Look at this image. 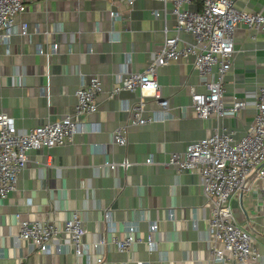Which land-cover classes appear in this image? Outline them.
Wrapping results in <instances>:
<instances>
[{"label": "crops", "instance_id": "crops-1", "mask_svg": "<svg viewBox=\"0 0 264 264\" xmlns=\"http://www.w3.org/2000/svg\"><path fill=\"white\" fill-rule=\"evenodd\" d=\"M235 3L245 11H264V0ZM187 8L199 10L201 2ZM115 9L122 11L120 18L110 15ZM24 22L27 34L21 33ZM176 23L172 2L162 0H135L132 6L125 0H32L16 16L10 44L0 41V110L14 117L19 131L73 114L76 90L90 76H101L103 89L97 95L98 110L84 116L75 141L31 149L17 188L0 197V264H225L212 260L208 252L210 206L199 174L179 173L165 162L170 153L185 150L190 142L216 128L226 127L237 137L245 134L254 120L257 94L264 82V30L240 24L235 32L236 52L225 76V102L231 104L234 97L245 99L240 112L221 119L197 116L191 91L207 92L205 82L217 77V66L206 77L190 59L174 60L158 70L161 92L171 98L174 116L132 124L128 142L118 144L114 130L131 118L124 106L135 102L141 92L122 89L110 97L108 90L127 72L145 70L166 34H174ZM181 35L192 40L188 33ZM53 42L59 50L50 57L38 52L39 44L47 48ZM48 83L50 101L45 92ZM149 114L148 108L144 115ZM150 157L153 162L148 163ZM125 160L130 164H118ZM230 203L238 224L251 229L254 247L264 254V194L256 173ZM108 209L111 221L106 217ZM75 211L87 229L88 250L82 256L70 244L59 249L62 240L58 237L47 252L17 238L18 213L62 226ZM127 222H133L136 234L144 238L128 252L112 241L114 236L126 235ZM151 222L158 223L152 233L157 242L154 250L145 242ZM102 236L106 244L94 247ZM101 253L105 260L97 263Z\"/></svg>", "mask_w": 264, "mask_h": 264}, {"label": "built area", "instance_id": "built-area-1", "mask_svg": "<svg viewBox=\"0 0 264 264\" xmlns=\"http://www.w3.org/2000/svg\"><path fill=\"white\" fill-rule=\"evenodd\" d=\"M32 0H0V41L9 45L15 18L28 8ZM116 1V0H112ZM132 6L135 0H125ZM172 2V12L177 23L172 35L166 34L153 59L141 72L129 71L109 90V96L115 97L122 89L140 91L139 98L127 103L124 110L130 113V121L120 124L114 130V142L125 145L128 142V127L132 124H147L171 119L173 104L170 97L163 96L158 80L159 67L174 60L187 59L203 76L213 75L205 84L207 92L191 91V106L197 116L203 119H221L235 115L246 106V100L234 97L231 104H226L225 76L230 71L235 57V32L240 24L264 30V11H245L236 6V0H162ZM200 1L201 8L192 10L187 6ZM160 12L155 10V15ZM110 15L120 18L122 11L115 9ZM188 33L192 40H185L182 33ZM22 34L28 33V24L24 22ZM59 50V44L53 42L45 48L38 45V52L50 57ZM103 89V80L99 75L90 76L89 80L76 90L77 104L73 114H64L59 119L50 120L26 131H19L14 117L7 110H0V197L17 188L19 174L30 160L29 151L43 147L64 145L75 141V135L82 130L83 118L98 110L97 95ZM50 101V84L45 86ZM155 104H158L155 106ZM150 110L145 116L144 112ZM148 163L153 158L147 159ZM111 167L116 162H106ZM49 164V161H47ZM127 166V160L118 163ZM165 165L177 172L191 171L199 174L201 186L210 206L209 253L212 260L225 264H264V254L253 245L254 235L251 229L240 226L234 214L230 199L240 193L248 184L249 177L256 173L261 181L264 194V82L261 84L253 122L244 135L237 137L235 132L224 127L216 128L212 133L190 142L183 151L170 153ZM172 215V213H171ZM18 235L20 240L31 241L42 252L52 247L54 237L60 238L57 245L64 249L72 245L77 256L88 250L84 241L87 231L85 222L78 211L64 221L62 226L51 220L24 218L17 214ZM111 221L109 209L106 211ZM111 223V222H110ZM112 224V223H111ZM127 233L123 237L114 236L112 241L121 251L128 252L135 242L144 241L137 233L133 222H127ZM149 236L145 239L149 250L157 248L152 233L158 223L151 222ZM104 236L94 243V247L106 244ZM104 255L97 256L96 262L103 263ZM74 264H83L82 261Z\"/></svg>", "mask_w": 264, "mask_h": 264}]
</instances>
